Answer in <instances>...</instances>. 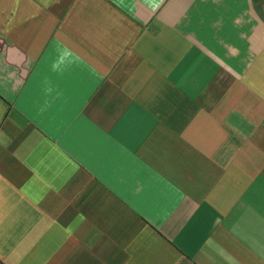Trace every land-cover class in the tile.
I'll return each instance as SVG.
<instances>
[{
    "label": "crops",
    "instance_id": "obj_1",
    "mask_svg": "<svg viewBox=\"0 0 264 264\" xmlns=\"http://www.w3.org/2000/svg\"><path fill=\"white\" fill-rule=\"evenodd\" d=\"M0 264H264V0H0Z\"/></svg>",
    "mask_w": 264,
    "mask_h": 264
},
{
    "label": "clouds",
    "instance_id": "obj_2",
    "mask_svg": "<svg viewBox=\"0 0 264 264\" xmlns=\"http://www.w3.org/2000/svg\"><path fill=\"white\" fill-rule=\"evenodd\" d=\"M74 53L67 47L58 49L57 58L53 61L51 65V70L57 73H63L67 68H69L73 63H75ZM43 92L45 96L50 97L55 92L50 81L45 80L43 82ZM58 95V93H57ZM47 103V101H45Z\"/></svg>",
    "mask_w": 264,
    "mask_h": 264
}]
</instances>
